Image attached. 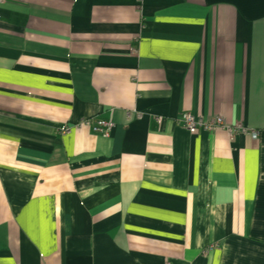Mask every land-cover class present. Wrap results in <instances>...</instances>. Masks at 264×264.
Returning a JSON list of instances; mask_svg holds the SVG:
<instances>
[{
    "label": "crops",
    "instance_id": "obj_1",
    "mask_svg": "<svg viewBox=\"0 0 264 264\" xmlns=\"http://www.w3.org/2000/svg\"><path fill=\"white\" fill-rule=\"evenodd\" d=\"M0 264H264V0H4Z\"/></svg>",
    "mask_w": 264,
    "mask_h": 264
},
{
    "label": "built area",
    "instance_id": "obj_2",
    "mask_svg": "<svg viewBox=\"0 0 264 264\" xmlns=\"http://www.w3.org/2000/svg\"><path fill=\"white\" fill-rule=\"evenodd\" d=\"M4 0H0V4H3ZM180 125L191 134L198 133L199 131L212 132L215 129L225 130L230 137L236 134L249 135L252 139L258 137V133L255 131L250 132L248 129L242 126L241 123L234 125H228L221 116H216L207 120L197 118L193 114H182V117L178 120ZM99 130L105 137L109 135V130L112 125L109 122L99 121Z\"/></svg>",
    "mask_w": 264,
    "mask_h": 264
},
{
    "label": "rangeland",
    "instance_id": "obj_3",
    "mask_svg": "<svg viewBox=\"0 0 264 264\" xmlns=\"http://www.w3.org/2000/svg\"><path fill=\"white\" fill-rule=\"evenodd\" d=\"M186 114H191V113H189V112H186ZM113 127V126H112ZM112 127L110 128V130H109V135H110V132H111V129H112ZM186 130V129H185ZM187 131V130H186ZM188 132V131H187ZM256 132V131H255ZM188 133H190V132H188ZM63 134V133H62ZM191 134V133H190ZM108 135V136H109ZM108 136H106V137H108Z\"/></svg>",
    "mask_w": 264,
    "mask_h": 264
}]
</instances>
